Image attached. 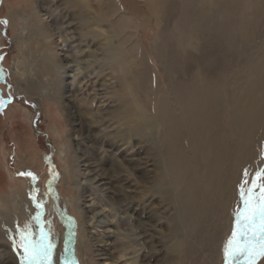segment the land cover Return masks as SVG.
<instances>
[{
  "label": "bare ground",
  "instance_id": "1",
  "mask_svg": "<svg viewBox=\"0 0 264 264\" xmlns=\"http://www.w3.org/2000/svg\"><path fill=\"white\" fill-rule=\"evenodd\" d=\"M37 5L50 19L48 27L68 47L60 70L96 64L103 82L104 77L115 80L110 98L117 106L110 119L117 121L113 133L120 136L113 139L126 146L130 138L147 144L146 156L140 157L137 147L127 159H117L126 174L118 183L123 195L128 199L126 188L146 184L149 205L155 196L172 208L167 220L184 238L169 245L179 264L196 257L210 237L212 247L220 235L219 225L213 237L209 232L217 218L229 208L231 221L243 217L244 172L247 189L256 171L264 169V160L258 162L264 151V0H40ZM143 27L156 30L151 51L160 76L133 41ZM69 42L76 44L77 54L94 60H77ZM46 58L50 62L53 57ZM83 69L77 68L74 78ZM74 78L65 88L73 101ZM243 79L237 90L236 80ZM75 124L77 133L92 137L91 126L82 118ZM113 142L108 141L109 149ZM99 151L103 154L106 148ZM140 191L139 204L129 202L124 210L136 219L133 207H147L148 196ZM254 195L258 201L264 193L256 188ZM14 205L23 210L20 199L15 198ZM89 234L91 239L94 235ZM108 244L96 245L104 261L110 259ZM0 250L7 253L5 247Z\"/></svg>",
  "mask_w": 264,
  "mask_h": 264
},
{
  "label": "rangeland",
  "instance_id": "2",
  "mask_svg": "<svg viewBox=\"0 0 264 264\" xmlns=\"http://www.w3.org/2000/svg\"><path fill=\"white\" fill-rule=\"evenodd\" d=\"M39 2L0 0V249L5 247L8 253L0 250V264H29L19 247L21 233L38 248L51 246L47 259L40 257L34 264H179L177 253L169 250L171 243L184 239L168 222L172 208L155 196L149 205L147 199L151 200V196L146 184L126 188L128 199L120 190L118 183L126 174L120 172L118 157L125 155L127 159L137 147L142 150L139 156H146L147 144L143 146L130 138V146H126L113 139L120 136L113 133L117 121L110 119L117 106L110 98L116 90L115 80L104 77L107 81L103 82L96 64L89 69L79 65L84 69L75 78L79 67L60 70L68 47L48 27L50 19L36 8ZM143 28L133 41L144 53L150 69L157 71L151 51L156 30ZM70 46L73 49L76 44L69 42ZM77 51L75 48L69 52H74L80 61L94 60ZM49 56L53 61H45ZM73 78L74 101L65 94ZM236 81L238 90L245 80ZM81 118L91 126L92 137L74 129ZM113 140L114 147L109 149L108 141ZM104 147L106 152L102 154L99 148ZM262 159L264 151H260L258 162ZM97 164L101 178L97 176L99 170H93ZM131 179L139 183L134 176ZM138 191L148 197L143 211L133 207L138 211L137 220L124 210L129 202L139 204ZM15 198L21 200L22 211L14 205ZM231 220L229 208L208 230L213 231V237L214 229L219 227L218 240L211 247L210 237L197 258L184 264H248L245 256L230 254L226 260L225 247L229 240L241 247L255 244L259 239V219L251 229L241 215ZM89 232L97 241L94 236L90 239ZM100 241L109 243L106 248L110 259L106 261L96 252L97 246L104 244ZM256 264H264V257H257Z\"/></svg>",
  "mask_w": 264,
  "mask_h": 264
},
{
  "label": "snow or ice",
  "instance_id": "3",
  "mask_svg": "<svg viewBox=\"0 0 264 264\" xmlns=\"http://www.w3.org/2000/svg\"><path fill=\"white\" fill-rule=\"evenodd\" d=\"M28 175L31 174L29 173ZM247 177L248 173L246 170L244 172V179L240 185V195L245 205L243 219L245 221V226L250 229L256 225V221L259 219V225L257 229L259 232V239L255 240V244L246 243L243 247H241L238 242L229 240L228 245L225 247V258L227 260L230 254L233 257L245 256L247 257L248 264H256L257 257H264V195H261L259 200L255 201L254 189L259 188L261 193H264V169H260L256 172L255 178L251 181V187L245 189V185L248 184ZM33 179H35V177H33ZM235 236L236 233L234 232L233 237ZM253 239H255V236ZM19 247L24 250L29 264H34V262L40 257L47 259L51 252V246L46 248H38L28 240L24 233H21Z\"/></svg>",
  "mask_w": 264,
  "mask_h": 264
}]
</instances>
